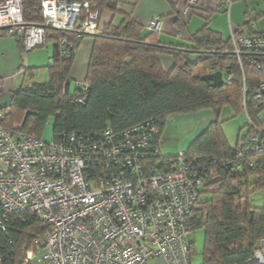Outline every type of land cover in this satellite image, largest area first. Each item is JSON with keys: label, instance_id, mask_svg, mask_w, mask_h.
<instances>
[{"label": "built area", "instance_id": "obj_1", "mask_svg": "<svg viewBox=\"0 0 264 264\" xmlns=\"http://www.w3.org/2000/svg\"><path fill=\"white\" fill-rule=\"evenodd\" d=\"M197 5L198 0H188L184 14ZM23 8L24 0L0 1V40L16 38L25 54L47 45V30L76 34L53 43L50 64L70 59L86 37L103 33L102 13L88 2L44 0L42 25L27 24ZM145 28L160 33L162 18L153 17ZM231 40L242 70L249 66L264 76L263 65L242 59L243 51H264V33L234 30ZM15 77L32 84L24 66ZM88 91L79 83L75 102L84 105ZM253 99L264 105V81ZM244 110L251 134L236 154L264 159V128L249 117L245 102ZM164 143L154 120L122 131L108 126L89 135L65 132L57 142L0 123V232L7 233L10 219L19 214L41 223L45 231L27 252L26 264H193L190 221L206 187L185 162V151L166 158ZM245 264H264V237Z\"/></svg>", "mask_w": 264, "mask_h": 264}, {"label": "trees", "instance_id": "obj_2", "mask_svg": "<svg viewBox=\"0 0 264 264\" xmlns=\"http://www.w3.org/2000/svg\"><path fill=\"white\" fill-rule=\"evenodd\" d=\"M43 1L24 0L27 24H43ZM71 1L88 2L101 13L118 12L117 5L109 0ZM179 21L186 24L181 18ZM235 33L245 34L240 29ZM256 33L262 32L251 29L249 35ZM47 35V44L76 36L54 30H47ZM92 38L94 47L84 82L89 91L84 105L77 104L75 94L70 93L71 83L63 67L51 65L47 68L48 82L26 84L14 93L8 106L0 108L2 126L42 138L48 122L53 119L54 141L57 142L65 132L89 135L108 126L122 131L154 120L164 135L170 117L212 111L216 121L191 144L184 156L185 162L200 173L209 195L194 211L190 229L192 235L199 229L205 230L201 264H245L253 255L257 242L264 237V208H254L250 204L251 195L264 190V159L236 154L251 134L250 127L248 125V136L232 148L219 116L226 106L244 110L245 102L249 117L264 128L258 120L264 105L253 99L256 87L264 81L263 74L249 66L242 70L233 53L232 40L225 41L209 25L187 45H178L163 42L159 32L147 31L128 16L121 26H104L102 35ZM17 42L24 55L22 42ZM162 56L174 60L171 72L164 69ZM242 59L264 66V51H243ZM214 72L224 76L225 83L220 89L202 80ZM228 77L233 80L228 81ZM164 157L175 159L177 156ZM251 162L253 166H249ZM44 231L31 214L13 216L7 233L0 232V256L4 264H26L27 252L35 249ZM194 251L195 244L191 241L192 261Z\"/></svg>", "mask_w": 264, "mask_h": 264}, {"label": "crops", "instance_id": "obj_3", "mask_svg": "<svg viewBox=\"0 0 264 264\" xmlns=\"http://www.w3.org/2000/svg\"><path fill=\"white\" fill-rule=\"evenodd\" d=\"M109 1H113L117 5L118 12L103 11L101 14V25L103 27H119L122 25L124 18L128 16L133 18L136 23L146 27L150 19L153 17H160L162 18V31L160 32L161 40L169 44L187 45L189 40L207 25H209L214 32L221 34L225 41L231 40L232 33L236 29H240L245 34H249L251 29L264 33V3L260 0H198V5L190 15L184 14V9L188 5V0ZM180 18L184 20L186 24L183 25L182 21H179ZM247 22L253 23L251 26H247ZM49 47L50 43L41 48V51L49 54V58H51L56 55V49L53 47L52 52L49 53ZM93 47L94 38L86 37L72 59L55 62L54 64L49 63L47 66L40 68L33 57H24L19 49L16 38L1 39L0 90L3 91V96L0 99V103L6 99H8V101L5 105L0 106V108L8 106L14 93L22 89L28 83L27 79L14 81L16 79L15 73L24 65L30 70L28 74L31 80L32 78L30 75L36 79L40 70L47 69L51 65H61L71 83L70 93L75 94L77 85L79 83H84L87 78ZM160 59L166 72H171L175 65L174 60L167 56H162ZM46 73L48 82V70ZM31 83H37V81L32 80ZM211 112L212 111L207 110L206 112L203 111L196 114L201 116L200 120L205 124L204 130H199V132H197V138L216 121L215 116L201 115L211 114ZM240 140L242 139H239V141ZM157 262L158 260H152L148 264H157Z\"/></svg>", "mask_w": 264, "mask_h": 264}, {"label": "rangeland", "instance_id": "obj_4", "mask_svg": "<svg viewBox=\"0 0 264 264\" xmlns=\"http://www.w3.org/2000/svg\"><path fill=\"white\" fill-rule=\"evenodd\" d=\"M190 14L192 11L189 12ZM189 14V15H190ZM53 43H50L49 53L53 50ZM42 49H37L35 52H30L24 54V57H33L38 66L43 68L50 63V56ZM49 58V59H48ZM52 58V57H51ZM26 60V59H25ZM26 64V63H25ZM25 66V65H24ZM26 67V66H25ZM47 69H43L39 71V74L36 76L37 83H44L47 82ZM38 73V72H37ZM22 80V77H16L14 81ZM8 99L2 101L0 106L5 105ZM206 112V111H205ZM201 115H212L213 117L215 114L211 112V114H201ZM201 116L196 114L194 115H178L170 117L167 121V127L165 131V143L163 144V154L165 156H177L179 152L186 151L191 144L197 139V132L199 130H204L205 124L200 120ZM216 118V116H215ZM214 118V119H215ZM258 120L264 124V110L259 112ZM219 121L222 124L223 132L232 148L237 147L239 144V139L246 138L249 133L248 128V116L243 108L240 111L235 110L231 106H226L222 109ZM53 119L50 120L43 131L42 139L45 142H52L54 140V133H53ZM201 132V131H200ZM199 134V133H198ZM214 190V189H212ZM208 190H204V194L201 198V203L204 197L209 196L207 194ZM250 204L254 208H264V190H260L250 197ZM200 207V206H199ZM191 241L195 244V251L193 262L194 264H201L202 263V253L204 250L205 245V230L199 229L195 231V233L191 237ZM44 253L40 254L42 258ZM156 264V263H151ZM157 264H164L161 260H158Z\"/></svg>", "mask_w": 264, "mask_h": 264}, {"label": "water", "instance_id": "obj_5", "mask_svg": "<svg viewBox=\"0 0 264 264\" xmlns=\"http://www.w3.org/2000/svg\"><path fill=\"white\" fill-rule=\"evenodd\" d=\"M206 83H210L212 88L220 89L224 86V76L221 72H214L202 79Z\"/></svg>", "mask_w": 264, "mask_h": 264}]
</instances>
